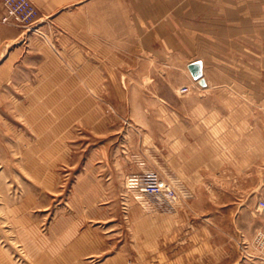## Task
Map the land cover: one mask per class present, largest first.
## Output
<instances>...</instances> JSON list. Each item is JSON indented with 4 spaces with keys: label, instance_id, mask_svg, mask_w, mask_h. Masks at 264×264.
Returning <instances> with one entry per match:
<instances>
[{
    "label": "rangeland",
    "instance_id": "rangeland-1",
    "mask_svg": "<svg viewBox=\"0 0 264 264\" xmlns=\"http://www.w3.org/2000/svg\"><path fill=\"white\" fill-rule=\"evenodd\" d=\"M0 23L22 32L0 46V264L259 263L254 240L264 226V210L258 204L248 209L258 231L250 217L228 214L209 223L199 214L188 219L190 225H163L164 232H155L161 209L171 214L186 206L178 190L180 198L172 202L141 186L164 180L176 188L154 176L149 151L156 131L165 130V119L162 127L155 123L156 116L161 119L159 106L187 104L193 88L182 84L187 60L111 65L109 91L80 98L81 106L92 107L102 120L94 124L82 116L64 122V110L55 113L54 108L65 102L68 109L74 98H51L41 94L44 88L35 89L41 83L33 72L37 64L8 74L10 52L28 45L34 32ZM33 35L56 49L55 32L52 37L41 28ZM262 163L259 200L264 199ZM217 226L234 233L223 234Z\"/></svg>",
    "mask_w": 264,
    "mask_h": 264
},
{
    "label": "crops",
    "instance_id": "crops-1",
    "mask_svg": "<svg viewBox=\"0 0 264 264\" xmlns=\"http://www.w3.org/2000/svg\"><path fill=\"white\" fill-rule=\"evenodd\" d=\"M33 1L41 28L56 34V49L34 32L5 64L9 76L37 64L33 72L41 83L35 89L44 88L41 94L51 98H74L68 109L65 102L54 108L64 110V122L82 116L94 124L102 120L80 98L109 91L111 65L187 60L182 84L193 85L187 104L159 106L155 123L162 127L165 119V130L156 131L149 151L154 176L172 181L186 206L171 214L161 209L155 232H164L163 225H190L188 219L199 214L209 223L228 214L250 217L257 230L248 209L258 204V168L264 163V0ZM21 34L0 23V46ZM195 60L203 61L204 85L190 71Z\"/></svg>",
    "mask_w": 264,
    "mask_h": 264
},
{
    "label": "built area",
    "instance_id": "built-area-1",
    "mask_svg": "<svg viewBox=\"0 0 264 264\" xmlns=\"http://www.w3.org/2000/svg\"><path fill=\"white\" fill-rule=\"evenodd\" d=\"M0 22L24 27L33 32H40V10L33 0H0ZM183 90H187L184 87ZM141 190L157 196H164L172 202H177L180 195L175 186L165 182L148 181L142 184ZM258 207L264 210V199H260ZM255 252L253 256L264 264V227L259 230L254 240Z\"/></svg>",
    "mask_w": 264,
    "mask_h": 264
},
{
    "label": "water",
    "instance_id": "water-1",
    "mask_svg": "<svg viewBox=\"0 0 264 264\" xmlns=\"http://www.w3.org/2000/svg\"><path fill=\"white\" fill-rule=\"evenodd\" d=\"M189 68L194 78L199 79L202 84H205V80L203 79V61L195 60L189 64Z\"/></svg>",
    "mask_w": 264,
    "mask_h": 264
},
{
    "label": "bare ground",
    "instance_id": "bare-ground-1",
    "mask_svg": "<svg viewBox=\"0 0 264 264\" xmlns=\"http://www.w3.org/2000/svg\"><path fill=\"white\" fill-rule=\"evenodd\" d=\"M203 69H204V65H203ZM191 71V70H190ZM191 73H192V71H191ZM193 75V74H192ZM197 80H199V79H197ZM35 238V237H34ZM74 253V252H73Z\"/></svg>",
    "mask_w": 264,
    "mask_h": 264
}]
</instances>
